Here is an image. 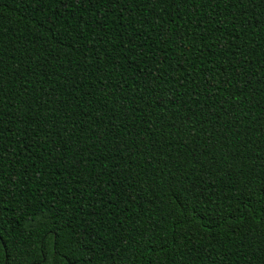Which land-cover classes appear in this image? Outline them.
I'll return each mask as SVG.
<instances>
[{"label":"trees","instance_id":"obj_1","mask_svg":"<svg viewBox=\"0 0 264 264\" xmlns=\"http://www.w3.org/2000/svg\"><path fill=\"white\" fill-rule=\"evenodd\" d=\"M0 264H264V0H0Z\"/></svg>","mask_w":264,"mask_h":264}]
</instances>
